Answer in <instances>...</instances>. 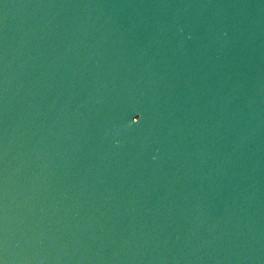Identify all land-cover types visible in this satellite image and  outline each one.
I'll return each instance as SVG.
<instances>
[{
  "label": "water",
  "instance_id": "95a60500",
  "mask_svg": "<svg viewBox=\"0 0 264 264\" xmlns=\"http://www.w3.org/2000/svg\"><path fill=\"white\" fill-rule=\"evenodd\" d=\"M0 264H264V0H0Z\"/></svg>",
  "mask_w": 264,
  "mask_h": 264
}]
</instances>
